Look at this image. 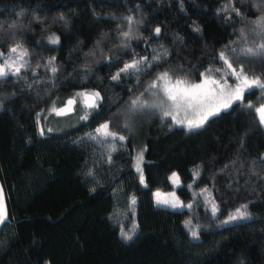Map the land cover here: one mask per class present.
I'll use <instances>...</instances> for the list:
<instances>
[{"label": "trees", "instance_id": "16d2710c", "mask_svg": "<svg viewBox=\"0 0 264 264\" xmlns=\"http://www.w3.org/2000/svg\"><path fill=\"white\" fill-rule=\"evenodd\" d=\"M256 2L184 0L182 12L180 0H0V50L7 52L13 44L23 43L32 52L33 68L52 56L62 66L51 81V73L41 67L38 77L29 70L25 80L11 77L0 82V185L9 213L8 221L0 225V264H264V128L255 107L237 102L191 132L155 112L128 119L124 115L129 101L158 72L182 68L177 75L191 73L192 81L199 82L200 72L222 65L213 59L226 45L261 43L248 31L253 27L248 22L261 15L253 6ZM223 5L227 10L217 14ZM62 13L67 27L56 20ZM128 16L136 22L133 34L141 39L131 40L125 54L117 46L119 33L129 30ZM157 26L159 37L154 33ZM241 29L249 39L241 38ZM52 33L60 36V45L48 44L46 37ZM143 38H151L150 46ZM153 50L169 54L142 74L139 83L135 76H122L119 83L110 79L134 52L151 56ZM89 52L95 55L85 56ZM108 55L119 56V62L109 66ZM238 59L246 70L264 73L259 59ZM86 63L91 71L83 79ZM37 78L48 82L38 84ZM84 89L100 91L104 98L87 121L74 115L43 119L53 101L62 106ZM260 95L258 89L247 92L245 103L258 107L264 103ZM37 113L44 136L38 132ZM60 118L70 125L62 129L50 125ZM105 121L127 139L103 144L90 140L86 134H95ZM113 143L117 150L108 163ZM143 149H147L141 165L144 185L135 171ZM196 166L201 175L193 182ZM173 172L181 181L176 189L169 180ZM204 188L210 194H202ZM156 191H175L193 208L156 206ZM205 196L220 206L218 218L213 219ZM241 204L249 205L252 218L218 227ZM115 211L122 213L118 225L111 220ZM189 218L201 226L199 239L184 226ZM134 224L133 238L124 241L121 226L128 231Z\"/></svg>", "mask_w": 264, "mask_h": 264}, {"label": "snow or ice", "instance_id": "6c2138e0", "mask_svg": "<svg viewBox=\"0 0 264 264\" xmlns=\"http://www.w3.org/2000/svg\"><path fill=\"white\" fill-rule=\"evenodd\" d=\"M195 3V0H191ZM234 2V0H230ZM181 11H184V0H180ZM257 11L261 12V15L254 21H249L251 27L248 31L253 37L259 38L262 42L255 44L254 46H247L242 48H230L226 45L225 48L219 51L217 57L213 59V63L217 61L222 62L220 67H209L203 72H200L197 78L199 82H193L191 79V73H184L183 75H177L178 72H182L183 69L170 68L162 72H158L151 82L144 88V90L136 95L129 101V106L126 115L130 116L137 112L146 109H159L162 111V118H171L173 125H182L189 132L196 129L202 128L211 118L218 116L222 111L230 109L234 104L239 102L243 107L249 109L255 107V111L258 114L259 122L261 126H264V103H261L256 107L251 101L245 103V94L253 89H258L261 92L259 100L264 101V73L256 75L250 70H246L245 64L241 63L238 57H249L253 59H259L264 63V0H257L253 5ZM227 5H223L217 9V14L227 10ZM232 11L243 19V14L239 9L233 7ZM95 15V13H93ZM129 25V30L121 31L119 33L120 44L117 46L119 49L127 50L131 48L130 41L133 39H141L133 34L132 25L136 23L132 16L125 18ZM230 19V17L228 18ZM56 20L63 22L64 26H68L67 17L62 13ZM55 22V21H54ZM11 28H17L16 24L10 25ZM201 29L193 28L194 32H199ZM154 33L157 37L161 35V27L157 26L154 29ZM107 35V34H105ZM240 36L244 40L250 37L246 36L245 30H240ZM48 44L60 45V36L56 33H52L46 37ZM144 43L150 46L151 38H143ZM177 40H182L181 37L177 36ZM39 44L40 41H37ZM232 43H236L233 41ZM100 47V41H97V48ZM167 50L162 53H156L153 50V54L140 55L139 53H133V58L127 61L120 67L110 79L114 82L119 83L122 79H130L132 76L136 77L137 83L140 82L142 74L148 73L153 67H158L162 60H166L168 56ZM95 52L85 53V56H94ZM32 56V52L23 43H15L12 47L8 48L7 52L0 50V82L6 81L11 77H14L16 81L27 79L26 74L30 70L33 77H38L37 70L41 67L47 69L51 73L52 78L57 77V73L61 71L60 65L57 64V58L52 56L45 60L43 63H36L35 68L32 67L31 60L29 57ZM105 59L109 66L112 65L113 61L119 62V56L108 55ZM235 65V66H234ZM83 79L88 78V73L91 71L90 66L86 63L84 65ZM231 80V82H230ZM48 81H41L39 78L36 79V83H46ZM30 88L31 84L28 85ZM55 86V84H53ZM129 91H133L129 89ZM152 97L149 100L147 97ZM103 96L100 91L94 90H80L74 93L70 98L67 99L63 107H57V101H53L52 106L48 109L49 114H55L56 116H64L77 110V105L82 104L84 108V114L80 116V120L87 121L93 113H95L103 103ZM3 104L0 103V108ZM44 111V110H41ZM47 116L43 117L47 120ZM37 127L40 136L45 135V128L41 126V114H36ZM111 121H105L101 123L96 129L95 134L88 133L87 137L92 141L98 143H105L109 140L125 141L127 139L124 135H119L117 131H112ZM127 127V123L125 124ZM52 128H47V132H52ZM117 150L115 143L109 146L108 163H112L111 153ZM141 150L136 157V171L139 173V180L142 185L145 184V177L143 168L141 165L144 163V151ZM264 160V156L261 157ZM91 175V172L89 173ZM200 167L196 166L193 171V182L196 178L200 177ZM170 182L174 187H178L181 184L180 177L177 173L173 172L169 177ZM188 187L191 189L192 185ZM201 193H209L210 189H201ZM196 194H194L195 196ZM6 196L4 187L0 185V225L5 224L8 221L9 213L6 203ZM154 200L157 206H164L172 209L180 208H193V203L185 204L179 197H177L175 191L171 193H161L156 191L154 193ZM205 203H210V210L213 219L218 218V213L221 212L220 206L216 204L215 199L209 201L208 196H205ZM130 204L134 206L136 204V198L132 197ZM248 204H241L234 212H230L226 219L221 221L218 227L223 225L232 224L233 222L247 221L250 220L251 213L248 211ZM133 215H135L134 207L132 209ZM185 228L188 229L189 234L193 239H199L200 232L198 229L200 225H193L192 219L189 218L185 221ZM137 225L125 231L121 226V237L124 241L131 240L132 234L135 233ZM48 264V262H45Z\"/></svg>", "mask_w": 264, "mask_h": 264}, {"label": "rangeland", "instance_id": "374dc122", "mask_svg": "<svg viewBox=\"0 0 264 264\" xmlns=\"http://www.w3.org/2000/svg\"><path fill=\"white\" fill-rule=\"evenodd\" d=\"M149 100H152L153 98L152 97H147ZM57 106V105H56ZM63 106V105H62ZM62 106H57V107H62ZM77 112H73L71 115H74L73 117L75 118V119H77L78 121H82V120H80V116L81 115H83L84 114V108H83V105L82 104H78L77 105ZM150 111L151 112H155V113H157L161 118H162V111L161 110H159V109H146V110H142V111H140V112H137V113H135V114H132V115H130V116H128V115H126V113H127V110L125 111V113H124V115H125V117H127V119H128V117L130 118V117H133V116H135L136 114H140V115H144V114H147V113H150ZM71 115H68V116H71ZM258 115V114H257ZM46 116L47 117H51V116H53V118H56L57 116L53 113V114H49V112H48V110H47V113H46ZM62 117H64V116H62ZM259 118V117H258ZM163 119H169V120H171V118H163ZM171 122H172V120H171ZM173 123V122H172ZM50 125H54V127L56 128H66V127H68L69 125H70V121L69 120H64V118H60V120H58V121H50ZM175 126H178V127H183V128H185L184 126H182V125H175ZM263 128H264V126H263ZM186 129V128H185ZM135 171H136V161H135ZM137 172V171H136ZM175 189L177 188V187H174ZM196 195L194 196L193 195V199L194 200H196ZM155 201V200H154ZM157 206V205H156ZM159 207H163V208H167V209H171V210H183V209H186V210H189L188 208H180V209H172V208H168V207H164V206H159ZM121 211H115L114 213H113V215L111 216V220H112V222L113 223H115L116 225H118V224H120L121 223Z\"/></svg>", "mask_w": 264, "mask_h": 264}, {"label": "water", "instance_id": "95a60500", "mask_svg": "<svg viewBox=\"0 0 264 264\" xmlns=\"http://www.w3.org/2000/svg\"><path fill=\"white\" fill-rule=\"evenodd\" d=\"M63 107V106H62ZM73 113V112H72ZM72 113H69V114H67V115H64V116H68V115H71ZM58 117H62V116H58Z\"/></svg>", "mask_w": 264, "mask_h": 264}]
</instances>
